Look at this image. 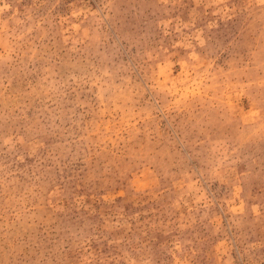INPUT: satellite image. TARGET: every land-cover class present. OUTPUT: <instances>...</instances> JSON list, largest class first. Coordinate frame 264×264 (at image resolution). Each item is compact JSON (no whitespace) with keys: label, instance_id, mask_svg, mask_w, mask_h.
Listing matches in <instances>:
<instances>
[{"label":"rangeland","instance_id":"374dc122","mask_svg":"<svg viewBox=\"0 0 264 264\" xmlns=\"http://www.w3.org/2000/svg\"><path fill=\"white\" fill-rule=\"evenodd\" d=\"M0 264H264V0H0Z\"/></svg>","mask_w":264,"mask_h":264}]
</instances>
